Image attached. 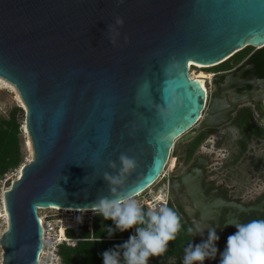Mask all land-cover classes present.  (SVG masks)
<instances>
[{
  "label": "water",
  "instance_id": "95a60500",
  "mask_svg": "<svg viewBox=\"0 0 264 264\" xmlns=\"http://www.w3.org/2000/svg\"><path fill=\"white\" fill-rule=\"evenodd\" d=\"M247 46H264V0H0V76L20 93L33 146L6 182L1 264H39V209L111 198L103 174L121 153L137 162L125 194L153 184L205 108L190 63L216 66ZM244 71L221 84L231 110L264 103V76L250 89ZM224 111L213 103L214 119Z\"/></svg>",
  "mask_w": 264,
  "mask_h": 264
},
{
  "label": "flooded vegetation",
  "instance_id": "af4514ba",
  "mask_svg": "<svg viewBox=\"0 0 264 264\" xmlns=\"http://www.w3.org/2000/svg\"><path fill=\"white\" fill-rule=\"evenodd\" d=\"M255 53L256 49L239 66L209 72L212 77L206 82L208 98L202 116L174 145H178V153L170 179V204L187 228L199 225L204 229L203 236L189 234V244L205 240L210 227L216 228L220 237L216 259L204 264H219L228 237L236 231L232 224L264 219V103L251 100L231 110L232 95L224 97L221 87L227 75L244 67V81L238 84L253 89L248 81L264 76V54L253 61ZM246 89L238 88L240 93ZM215 102L225 110L224 117H212ZM225 140H229V147L222 150ZM216 154L224 157L222 162L213 161ZM183 257L184 251L162 263L150 259L149 264H183Z\"/></svg>",
  "mask_w": 264,
  "mask_h": 264
},
{
  "label": "clouds",
  "instance_id": "9594fccd",
  "mask_svg": "<svg viewBox=\"0 0 264 264\" xmlns=\"http://www.w3.org/2000/svg\"><path fill=\"white\" fill-rule=\"evenodd\" d=\"M117 23L122 24V19L118 18ZM118 160L119 168L115 161L109 162L114 173L103 174L109 184L111 198L102 196L86 210L105 220H112L115 230L120 232L135 229L122 245L103 253L104 264H149L151 258L163 256L168 251L169 243L182 230V217L166 204L158 208L153 205L145 211L131 191L125 194L124 185L137 167V162L124 153L119 155ZM232 225L236 231L228 237L226 247L220 253L219 264H264V219ZM186 230L193 237L203 236L204 233L199 225L189 226ZM113 231L112 228L108 229L110 236ZM219 239L216 228H208L205 240L199 244L190 243L185 248L183 264H204L205 260L216 259V242Z\"/></svg>",
  "mask_w": 264,
  "mask_h": 264
},
{
  "label": "trees",
  "instance_id": "16d2710c",
  "mask_svg": "<svg viewBox=\"0 0 264 264\" xmlns=\"http://www.w3.org/2000/svg\"><path fill=\"white\" fill-rule=\"evenodd\" d=\"M254 49L252 46H247L223 63L213 66L212 71H224L239 66L241 62L250 56ZM263 54L264 46L256 49L255 55H251L253 61H256L258 55ZM15 111L23 112V109L18 106ZM21 124L16 112L11 113L8 117L0 114V177L19 168L24 162L25 154L21 138ZM169 207L174 208L172 204ZM182 225V230L177 238L169 243L168 251L163 256L151 258L153 261L162 263L171 255L185 250L189 244L190 235L187 233V226L183 219ZM109 228L114 229L111 236L108 233ZM134 232V228L124 232L115 230L112 220H105L102 216L96 214L92 227L68 230V235L78 238V241L72 246L61 245L63 264H104L103 253L122 245ZM1 257L0 254V264Z\"/></svg>",
  "mask_w": 264,
  "mask_h": 264
},
{
  "label": "built area",
  "instance_id": "2783aa9c",
  "mask_svg": "<svg viewBox=\"0 0 264 264\" xmlns=\"http://www.w3.org/2000/svg\"><path fill=\"white\" fill-rule=\"evenodd\" d=\"M194 66L195 64L190 63V68ZM173 151L174 147L159 178L145 190L135 195L137 201L146 210L153 205L157 208L165 204L168 207L170 205V179L173 170V166H171ZM8 179L11 178L0 177V236L8 226V213L5 212V191L7 189L6 182ZM50 208L39 209L38 212L43 227V244L38 262L39 264H63L61 245L72 246L78 241V238L68 235V230L92 227L96 214L82 208L74 210L57 209V213H49L47 209Z\"/></svg>",
  "mask_w": 264,
  "mask_h": 264
},
{
  "label": "rangeland",
  "instance_id": "374dc122",
  "mask_svg": "<svg viewBox=\"0 0 264 264\" xmlns=\"http://www.w3.org/2000/svg\"><path fill=\"white\" fill-rule=\"evenodd\" d=\"M255 49H258V48H255ZM191 68H192V71H196V72H198L201 69H203L208 74H209L210 71L213 70V66L212 67H202V68L194 66V67H191ZM206 82H210V78H207ZM14 87H15V89L11 85L4 84V83L0 82V114L8 117L11 113L16 112L17 118L22 123L21 124V129H22L21 138H22V142H23V151H24V154H25V158H24V162H23V164H24L26 162H29V158L31 156V152H30V150L28 148V145H27V139H28L29 135H28V133H26L24 131V129L22 127L23 124L25 123L26 109H25L24 103L22 101V98L20 96V93H19L18 89L16 88V86H14ZM18 106H20L23 109V112L15 111L16 107H18ZM229 143H230L229 140H225L221 144L220 148L222 150L228 149ZM177 153H178V145H176L174 147V151L172 153L173 156H172L171 166L175 165V161H176V158H177ZM223 158L224 157L222 155L219 156V155L216 154L213 157V161L215 163L216 162H222ZM17 173H18V168L10 171L9 173H7L3 177L4 178L6 177V178L14 179V178H17ZM47 211L49 213H57V209H47ZM0 254H1V246H0Z\"/></svg>",
  "mask_w": 264,
  "mask_h": 264
},
{
  "label": "bare ground",
  "instance_id": "6f19581e",
  "mask_svg": "<svg viewBox=\"0 0 264 264\" xmlns=\"http://www.w3.org/2000/svg\"><path fill=\"white\" fill-rule=\"evenodd\" d=\"M191 64H195L196 67H200V68L208 66V65L195 63V62H192ZM190 75H191V77L193 79H200V81L202 82V85L205 88L206 92L208 91L207 84H206V79L207 78H211L212 77L211 74H208L203 69H201L200 71L196 72V71H192V68H190ZM0 82L4 83V84L11 85L15 89L13 84H11L8 80L2 78L1 76H0ZM24 131H25V129H24ZM25 132L28 133L27 129H26ZM27 145H28V148H29V150L31 152V156L29 158V161H30L33 158V146H32V142H31V139L29 138V136H28V139H27ZM22 166H23V164L18 168L17 177H19L21 175ZM50 209L74 210V209H77V208H68V207H63L62 208V207H58V206H51ZM82 209H87V208H82ZM5 212L8 213L7 210ZM42 222H44V221L42 220Z\"/></svg>",
  "mask_w": 264,
  "mask_h": 264
},
{
  "label": "snow or ice",
  "instance_id": "6c2138e0",
  "mask_svg": "<svg viewBox=\"0 0 264 264\" xmlns=\"http://www.w3.org/2000/svg\"><path fill=\"white\" fill-rule=\"evenodd\" d=\"M202 86V82H198Z\"/></svg>",
  "mask_w": 264,
  "mask_h": 264
}]
</instances>
